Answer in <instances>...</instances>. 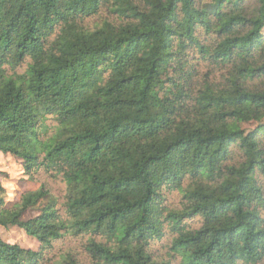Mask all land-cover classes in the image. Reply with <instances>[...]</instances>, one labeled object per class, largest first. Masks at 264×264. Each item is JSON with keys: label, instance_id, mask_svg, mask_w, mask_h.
Here are the masks:
<instances>
[{"label": "trees", "instance_id": "obj_1", "mask_svg": "<svg viewBox=\"0 0 264 264\" xmlns=\"http://www.w3.org/2000/svg\"><path fill=\"white\" fill-rule=\"evenodd\" d=\"M247 1L0 0V153L30 178L62 175L67 191L62 215L45 187L6 207L0 183V226L40 243L0 238V264H82L72 253L44 262L64 233L106 238L86 245L97 264H166L148 251L166 223L181 264L264 260V0ZM105 4L121 23L84 26ZM199 27L216 38L203 43ZM189 49L229 67L226 83L188 93ZM232 146L239 164L227 163ZM164 188L182 192V210L162 206ZM198 216L197 229L183 223Z\"/></svg>", "mask_w": 264, "mask_h": 264}, {"label": "rangeland", "instance_id": "obj_2", "mask_svg": "<svg viewBox=\"0 0 264 264\" xmlns=\"http://www.w3.org/2000/svg\"><path fill=\"white\" fill-rule=\"evenodd\" d=\"M212 1L213 0H196L198 6H203ZM135 2L142 4L143 0H135ZM246 5L248 6V10H254L258 5V0H248ZM105 21H112L118 24L121 23V19L111 11L110 6L107 4L102 6L97 15L83 19L82 23L87 28L93 30L102 25ZM197 35L203 43H209L216 38L215 33L208 34L203 27L198 28ZM26 69L27 62L21 64L16 71L12 68L7 70L9 74H13L15 72L23 73ZM187 71L189 73L187 78L182 75L186 80V90L188 93H195L196 90L202 87L206 82L219 86L224 85L226 83V77L228 76L229 67L217 66L207 61H203L200 59L199 54L196 51L189 49ZM171 75H173L172 71ZM180 77L181 75L179 78ZM55 125L56 121L53 118L47 120V131L49 135L53 134ZM257 126L258 122L255 121L247 122L242 125L246 132L255 130ZM261 141L264 147V136L261 137ZM231 150V156L227 163L239 164L244 160L243 152L238 146H232ZM258 180L264 187V176L262 174H259ZM190 182L191 180L187 179L185 181V186ZM0 183L5 188L4 197L6 207L8 208H13L20 203L25 194L45 187L57 198L58 208L60 209L61 214L65 215L63 204L66 201V183L64 182L62 175L54 171H48L45 168H41L35 173L33 178H30L24 171L21 159L16 158L11 154L0 153ZM162 196V206L167 209V212L180 211L184 208L185 199L180 190L164 188ZM44 204L45 201H41L36 207L27 210L23 215V219L28 220L37 216ZM167 212L165 211V214ZM261 215L264 218V205L261 207ZM183 223H188L190 228L197 229L202 225V218L198 216L185 220ZM92 237L97 241L107 242L106 238L101 236L95 237L92 234L74 235L72 233H64L63 237L54 242L53 248L46 254L44 262L47 260H57L64 253H72L82 264H97L86 250V245ZM0 238L8 243L19 244L27 249L38 250L40 247V243L35 237L29 236L22 228L16 226L8 229L0 226ZM174 238L175 233L172 227L166 223L162 237L153 239L148 246V251L154 260L166 264H181L182 259L180 255L176 254L172 247ZM260 264H264V260Z\"/></svg>", "mask_w": 264, "mask_h": 264}]
</instances>
